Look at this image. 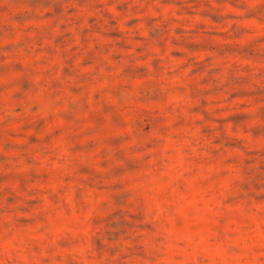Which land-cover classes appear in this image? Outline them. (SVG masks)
I'll use <instances>...</instances> for the list:
<instances>
[{
  "label": "rangeland",
  "instance_id": "rangeland-1",
  "mask_svg": "<svg viewBox=\"0 0 264 264\" xmlns=\"http://www.w3.org/2000/svg\"><path fill=\"white\" fill-rule=\"evenodd\" d=\"M0 264H264V0H0Z\"/></svg>",
  "mask_w": 264,
  "mask_h": 264
}]
</instances>
